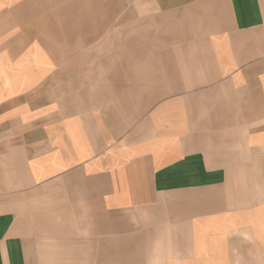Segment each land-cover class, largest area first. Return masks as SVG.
Segmentation results:
<instances>
[{"label":"crops","instance_id":"crops-1","mask_svg":"<svg viewBox=\"0 0 264 264\" xmlns=\"http://www.w3.org/2000/svg\"><path fill=\"white\" fill-rule=\"evenodd\" d=\"M139 2L132 64L83 0H0V264H264V0Z\"/></svg>","mask_w":264,"mask_h":264},{"label":"rangeland","instance_id":"rangeland-1","mask_svg":"<svg viewBox=\"0 0 264 264\" xmlns=\"http://www.w3.org/2000/svg\"><path fill=\"white\" fill-rule=\"evenodd\" d=\"M144 5L139 0H83L84 14L92 16L91 19H83V23H87L84 26L92 24L99 29L96 43L99 44L100 58L107 53L105 44L108 37H113L115 58L130 59L132 64L161 53V45L169 43L170 38L166 34H156L158 21L154 19V13L145 10Z\"/></svg>","mask_w":264,"mask_h":264}]
</instances>
